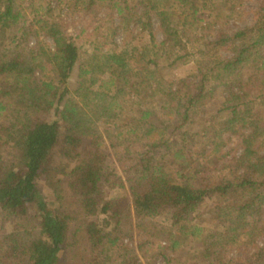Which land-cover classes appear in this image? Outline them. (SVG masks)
<instances>
[{
    "label": "trees",
    "instance_id": "obj_1",
    "mask_svg": "<svg viewBox=\"0 0 264 264\" xmlns=\"http://www.w3.org/2000/svg\"><path fill=\"white\" fill-rule=\"evenodd\" d=\"M22 1L0 0V214L39 228L12 232L0 264H56L69 244L73 210L38 186L63 142L75 161L61 171L101 264H264V10L234 29L200 17L211 0H75L133 31L125 48L84 57L63 19L30 17ZM178 63L197 73L167 86ZM131 227L138 248L124 244ZM189 247L193 259L174 256Z\"/></svg>",
    "mask_w": 264,
    "mask_h": 264
},
{
    "label": "rangeland",
    "instance_id": "obj_2",
    "mask_svg": "<svg viewBox=\"0 0 264 264\" xmlns=\"http://www.w3.org/2000/svg\"><path fill=\"white\" fill-rule=\"evenodd\" d=\"M19 1L21 0H18V2ZM74 1L75 0H23L22 3H24L23 6L26 10L28 8L27 11L30 17L34 15V12H39L49 13L50 16L48 18L51 20L56 18L63 19L66 22L69 32L74 36L75 41L82 46L84 57H86L89 52L97 49L98 45H101L104 52L119 50L125 48L128 42L133 39V31L131 28L126 30L120 28L119 31L115 29L114 25L118 26L119 24V19L116 16L114 17L113 15L114 20H112V16H107L105 10H103L102 14H100L97 10L93 13L81 12L78 10L75 11V8L72 7ZM228 1L229 0H211V8L202 10L200 17L212 20L217 18L229 19L231 27L238 29L244 26L254 25L257 17L259 14L263 13L264 10V0H231V2L236 6L235 9L232 8L234 12L230 9L231 5L227 4ZM231 12L233 15L230 18H227ZM218 14H221L220 17ZM157 36L158 38H161L159 31L157 32ZM45 43H48L50 46L53 44L50 38H46ZM47 73V75H49V72ZM190 73H197L192 63H178L175 66L166 67L163 74L165 79H163V81H165V84L169 86L170 83L174 84L178 81V79L188 76ZM74 76L78 77L77 74ZM221 101L222 97L219 95L211 104L212 108H219ZM2 125L6 126L7 120L0 116V127H2ZM198 129L199 127L197 130ZM179 138H181V135H176L177 142H179ZM61 145L63 146L62 148L60 147ZM236 147L237 144L235 141L230 148L231 157H233L236 153ZM74 153L73 149H70L64 142L60 143L59 147L52 151L48 159L49 170L44 172L38 180L39 188L43 191L47 198L56 201V207L60 209L65 207L73 210L74 219L71 223L69 244L66 246L63 254L59 257L56 264H101L105 257V253L102 254L101 251L99 252L98 249L94 248L90 244L86 230L83 229V224L87 221V215L83 211L78 198L75 196V192H73V190L69 187V182L72 181V179L67 177V175L61 171L64 165L74 163L75 158L71 157V154ZM231 166L232 168L236 167L233 166L232 162ZM1 174L2 173H0V176ZM127 184L130 185L129 182H127ZM103 194H106V196L109 197L116 196L114 191L111 189L106 190ZM117 195L120 203H124L125 200H122L124 195ZM211 209L212 205L209 204L201 210V217L202 221L204 220V223L208 219L207 216H209ZM136 223L138 224L137 221ZM36 224L35 220H28L27 225L21 226L23 225L21 224L19 228H17V224H14L10 216H7L6 213L0 214V246L7 244L8 240H10L13 236L11 233L15 231H17V236L21 240H24L22 234L26 231H29V233L30 231H36L37 234L39 227H35L34 225ZM220 225L221 222H217L216 224L212 223V228ZM135 227H131V232L124 235V244L129 247L138 248L139 231ZM174 254L176 258L181 260H191L194 258V250L191 247L183 248L178 252L176 251ZM18 256L11 258L10 260L6 259L1 264H17V262H20L22 259ZM113 257L115 258L116 256ZM141 260L143 264L163 263L162 260H156L154 263H149L148 259L143 257ZM112 262L115 264L114 260H110V263Z\"/></svg>",
    "mask_w": 264,
    "mask_h": 264
}]
</instances>
